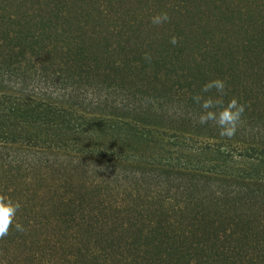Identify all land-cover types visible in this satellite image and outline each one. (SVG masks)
<instances>
[{
	"label": "trees",
	"instance_id": "obj_1",
	"mask_svg": "<svg viewBox=\"0 0 264 264\" xmlns=\"http://www.w3.org/2000/svg\"><path fill=\"white\" fill-rule=\"evenodd\" d=\"M72 62L0 59V195L24 201L28 190L17 188L26 187L28 177L17 184L5 177L28 168L29 196L36 194L29 197V224H23L29 236L13 235L17 231L10 228L0 238V264L249 263L250 256L226 254V248L259 235L257 229L264 234V87L256 96L241 91L229 97L245 105L236 134L249 145L246 159L256 169L228 173L180 162L166 147L181 138L160 125L166 119H178L173 128L179 131L189 133L182 129L188 126L218 132L211 123L199 124V104L191 106L196 113L179 109L184 99L190 106V85L168 98L147 95L119 76L97 78L91 65L83 69L86 75L74 76L70 70L80 66ZM119 70V63L110 67ZM216 154L229 155L225 149ZM46 168H62L74 178L88 175L92 188H84V196L60 185L43 190L34 177ZM200 185L217 186L213 203L190 190ZM54 230L60 234H47ZM149 230L165 237L154 242L171 251L148 253ZM206 246L218 252L197 251Z\"/></svg>",
	"mask_w": 264,
	"mask_h": 264
},
{
	"label": "rangeland",
	"instance_id": "obj_2",
	"mask_svg": "<svg viewBox=\"0 0 264 264\" xmlns=\"http://www.w3.org/2000/svg\"><path fill=\"white\" fill-rule=\"evenodd\" d=\"M161 11L168 12L169 22L153 25L150 18ZM172 36L177 38L176 45L169 43ZM24 57L52 61L72 59L74 66H80L74 72L76 66L70 70L74 76L83 75V69L91 65L97 78L121 77L126 86L147 95H164V98L174 93L179 95L181 87L190 85V106L184 99L179 109L196 113L198 108L191 107L195 104L192 97L208 80L225 81L224 98L227 100L241 91L248 97L256 96L255 92L264 87V0H0V59ZM115 62L120 64L119 74L110 71ZM204 95L215 96L216 92L213 89ZM174 97L168 100L167 106L175 101ZM175 123L178 125V119L174 122L166 119L160 125L180 134L177 146H166L171 152L176 151L172 157H179L178 161L196 163L214 171L226 169L228 173H250L256 169L254 162L246 159L252 152L245 151L249 145L238 141L239 134L227 138L211 132L210 128L182 127L188 129L187 133L174 129ZM168 141L165 139L162 144ZM222 149L229 155L216 154ZM27 170V173L19 170L5 177L16 179L9 181L13 184L21 177H28L24 183L27 186L17 188L28 190L17 215L22 224H29V197L36 196L34 193L29 196V168ZM71 175L62 168L58 171L46 168L45 174H37L34 179L43 190L60 185L79 195L87 192L84 188L91 183L88 175L78 174V178ZM107 186L112 189V183ZM216 189L217 186L200 185L190 190L200 192L201 201L210 204L214 202L211 197ZM219 192L226 194L223 189ZM91 194L96 197L98 192L93 190ZM19 198L16 194L13 200L19 201ZM239 210L241 214L243 209ZM261 226L264 224L259 226L262 229ZM261 232L257 229L254 233L259 235H250L247 242L229 237L227 241L233 239L234 242L226 248V254H246L252 259L245 264H264V234ZM12 234L29 236L27 231H12ZM47 234L60 232L54 230ZM156 239L163 240L162 235L149 230L145 248L148 253L171 251L165 243H155ZM203 248L197 251L218 252L216 247L214 250L211 246Z\"/></svg>",
	"mask_w": 264,
	"mask_h": 264
},
{
	"label": "clouds",
	"instance_id": "obj_3",
	"mask_svg": "<svg viewBox=\"0 0 264 264\" xmlns=\"http://www.w3.org/2000/svg\"><path fill=\"white\" fill-rule=\"evenodd\" d=\"M150 20L153 25L160 26L168 23L170 16L167 11H161L153 15ZM177 42L175 36L170 37V44L176 45ZM213 89L216 92V96L204 95L212 92ZM225 89L226 84L223 79H211L202 85L200 92L194 95L192 100L194 103L199 104L201 108L198 116L200 125L211 123L218 129L220 136L231 138L237 132L238 125L245 111V105L240 103L235 97L225 101ZM21 207L20 201L0 195V238L8 235L10 228L21 233L25 231V226L17 219Z\"/></svg>",
	"mask_w": 264,
	"mask_h": 264
}]
</instances>
